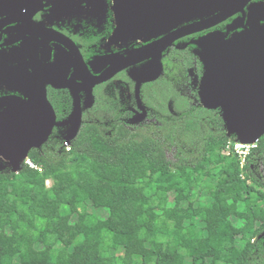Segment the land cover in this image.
<instances>
[{
  "label": "trees",
  "instance_id": "1",
  "mask_svg": "<svg viewBox=\"0 0 264 264\" xmlns=\"http://www.w3.org/2000/svg\"><path fill=\"white\" fill-rule=\"evenodd\" d=\"M149 94L156 121L128 125L120 121L123 105L98 97L68 147L54 129L30 150L33 166L0 172V205L16 202L0 210V264H264V180L252 169L264 162V135L242 166L221 153L236 135L227 134L218 109L192 106L177 81H156ZM92 189L105 216L90 210ZM73 207L67 245L60 221L73 217ZM213 214L210 234L200 223ZM129 218L134 227L125 230ZM12 237L14 256L4 251ZM34 249L45 260L34 261Z\"/></svg>",
  "mask_w": 264,
  "mask_h": 264
},
{
  "label": "flooded vegetation",
  "instance_id": "2",
  "mask_svg": "<svg viewBox=\"0 0 264 264\" xmlns=\"http://www.w3.org/2000/svg\"><path fill=\"white\" fill-rule=\"evenodd\" d=\"M115 2L117 0H0V127L12 112H21L20 104L8 103V100L29 101L40 86L45 87L56 117L52 132L58 129L63 137L70 130V123L64 122L74 119L75 92L80 101L81 122L73 137L98 97L110 100L115 106L117 102L123 105L120 121L128 125L156 121L152 100L149 103L145 100L156 81H177V91L190 99L192 106H202L199 87L205 72L202 59L205 61L206 55L200 42L212 52L218 50L214 40L234 42L239 34L251 29L249 21L264 30V7L250 12L251 4H264V0H252L246 6L244 20L239 13L212 28L180 36L165 48L156 47L153 52L156 54L123 68L121 60L126 55L156 43L165 34L146 36L138 28L129 31L128 26L119 30V23L125 24L128 18L118 13L123 5ZM130 24L138 25V20ZM46 30L55 31V37ZM250 36L247 32V41ZM248 57V49L239 51L236 72L243 70L236 68ZM151 61L153 67L141 78L138 74L132 75L133 68ZM159 68L161 72L154 76ZM69 81L74 87L64 86ZM92 81L103 82L90 89ZM168 107L172 109L171 99ZM41 111L48 117L44 108ZM143 112L144 115H140Z\"/></svg>",
  "mask_w": 264,
  "mask_h": 264
},
{
  "label": "water",
  "instance_id": "3",
  "mask_svg": "<svg viewBox=\"0 0 264 264\" xmlns=\"http://www.w3.org/2000/svg\"><path fill=\"white\" fill-rule=\"evenodd\" d=\"M117 1H120L123 5V10L118 13L123 18L126 16L128 18L125 24L119 23V30L128 26L129 31H133L134 28H138L140 31L139 26L141 27L145 20L139 21L138 18L144 14V16L154 17L157 21V26L150 29V32L156 30L160 21L159 25L164 26L156 34H165L156 43L144 46L126 55L121 60L123 63L121 67L124 68L156 54L153 53L156 47L165 48L180 36L212 28L239 13L242 14L241 18L244 20L247 15L246 6L252 0ZM261 7H264V4L253 3L250 6V12L252 13ZM141 10H143V14L140 13ZM134 19H137L140 25L132 26L130 22ZM249 25L251 29L249 31L246 29L245 33L239 34L234 42H216L214 40V47L218 50H212L213 53L209 51L205 57L207 66L205 70H207V73L205 71L201 91H199L201 97H204L202 104L204 107L209 109L220 107L222 109L221 116L227 134L229 136L236 134V140L244 143L258 141L264 135V30H261L256 22L249 21ZM46 31H49L55 37V31ZM247 32L251 35L249 41L254 44L256 50H249L247 60L243 61L241 67L236 68L243 70L236 72L235 66L240 62L237 60L239 58L237 56L241 50L237 43L243 42L246 44L243 39H247ZM210 46L212 47V44ZM244 70H247V72L244 73ZM160 72L161 68L154 76H157ZM112 74L113 72L105 78ZM100 82L103 81H92L90 89ZM64 86L74 87V83L69 81V84ZM75 95L74 119L80 123V101L77 92H75ZM8 103L20 104L18 110L21 112L19 113L14 109L16 113L12 112L13 115L9 117L8 121L1 124L0 144L3 147L7 146L6 144H11L17 148L22 147V158L20 160L15 161L8 157L15 165L13 171L18 172L22 167L19 164L29 156L30 150L34 148L33 146L37 148L48 140L53 126L56 124V117L43 86L36 88L35 95L29 101L8 100ZM41 108L48 112V117L42 113ZM4 149L9 156L8 150Z\"/></svg>",
  "mask_w": 264,
  "mask_h": 264
},
{
  "label": "rangeland",
  "instance_id": "4",
  "mask_svg": "<svg viewBox=\"0 0 264 264\" xmlns=\"http://www.w3.org/2000/svg\"><path fill=\"white\" fill-rule=\"evenodd\" d=\"M115 3L118 4V3H120V1L119 2L117 1ZM140 13L143 14L144 13L143 10H141ZM136 16L138 17L139 15H136ZM138 19H139V21L145 20L143 25L141 27L139 26V28H140V32H142L141 34H144V35L147 34L146 36L154 35V34L160 32L162 30L163 26H164V25H159V23H160V21H159L158 22V27L156 28V30H153L152 32H150L149 31L150 29H152V28L157 26L156 19L154 17L150 16V15L149 16H144V14H143V16L139 17ZM138 25H140V24L138 23ZM198 40H196V42ZM243 41H245L246 44L243 43V42H238L237 43V45H239L241 49H243L245 51H247V49L248 50H255L254 44L252 42L247 41V39H243ZM200 44L204 48V50L202 51L203 54L208 55L209 51H207V49L204 46V44L201 43V42H200ZM202 61L205 63L204 64L205 67H207L206 66V62L203 59H202ZM152 65H153V63L151 61L150 63H147L143 67H139V68L135 67V68H133L132 75L135 76V74H138L139 78H141V76L144 75L145 71H147L148 69L153 67ZM205 71L207 73V70H205ZM204 75H205V72H204ZM137 82L140 83L141 81H137ZM199 91H201V84H200V87H199ZM203 100H204V97L202 98L201 94H200V102H201V104H203ZM217 109L222 111V109L220 107H218ZM144 112H145V110H144ZM144 112L141 113L140 115H144ZM64 123H70L69 124L70 125L69 132L67 130V132L64 133L65 145L68 147L70 145V143H71L73 135L76 133L77 128L79 127V121L76 120V119L75 120H73V119L70 120L69 119L68 122H64ZM58 125H61V124H58ZM235 135L236 134H233L231 136L233 137ZM22 138H25V137H22ZM253 143L257 144V141L252 142V143H248V144H253ZM6 145L7 146L3 147L2 144H0V172L9 171V170L13 171L15 165L12 164L11 160H15L16 161V160H20L22 158V147L17 148V147L12 146L11 144H6ZM41 146H39L37 148H41ZM33 147H35V146H33ZM4 148H6L8 150V152L10 153L9 156H8V153L6 152V150ZM221 153H223L224 155H231L230 153H228V150L225 149V148L221 150ZM8 157H10L11 160H9ZM170 157H172V156H170ZM28 158L29 157L27 156L25 158V160H23L22 162H26V160ZM21 163L19 164V166L22 165ZM252 169L254 170V172L257 174V176L260 179L264 180V162L262 160H259L257 163H255L252 166ZM66 179L67 180L69 179L67 175H66ZM167 180H168L167 178L166 179L165 178H160L159 179V181H167ZM50 184H51V181L48 180L47 181V185H50ZM160 187L163 188L162 185ZM100 197H101V193H100L99 190H97V189H92L91 190V192H90V200H89V202H90V210L98 213L101 216H105L106 215V210L105 209H103V208H98L97 209L93 205V202L97 201ZM50 199H51V201L53 203H60V202L64 201L63 198H61V197H51ZM169 202H170L169 206H172L173 205L172 194H170ZM15 207H16V202L14 200H6L2 205H0V210L9 211V210L14 209ZM139 211H141V210L139 209ZM73 212H74V214H73V217L71 219H66V220L62 219L60 221L62 229H63L62 234H61V238H62L63 242L66 243L67 245H69L71 243V240H72L71 232L75 229V226H74V221H75V218H76V216H75L76 215L75 214L76 213V208L75 207H73ZM173 214L178 215L176 212H174ZM242 216H244V215L234 216L233 220L235 222H239L240 221L239 217H242ZM262 216H264V211H263ZM182 218L185 220L187 218V216L184 215V216H182ZM218 218H219V215L213 214V215L209 216L208 219L205 222H201L200 225L202 227H204V228H207V232L211 234L212 231L210 230V228L217 224ZM133 227H134V219L129 218V219L124 221L125 230H129V229H131ZM126 240L127 239L122 238V239H118V242L120 244H124L126 242ZM181 242H182V245L185 246V247H190V245H191V242L189 240H187V239H184ZM17 250H18L17 240H16L15 237H12L9 240V242L6 243V245L4 247V251L6 253L14 256V255H16ZM31 257H32V259L34 261H43V260H45V254L40 252L38 249L37 250L34 249L31 252ZM125 262H126V264H130L131 263L129 258H126Z\"/></svg>",
  "mask_w": 264,
  "mask_h": 264
},
{
  "label": "built area",
  "instance_id": "5",
  "mask_svg": "<svg viewBox=\"0 0 264 264\" xmlns=\"http://www.w3.org/2000/svg\"><path fill=\"white\" fill-rule=\"evenodd\" d=\"M256 145L257 144L255 143L248 144L237 140H229L225 146V149L228 150V153L238 156L241 160V165L243 166L248 154L253 148L256 147ZM26 163L30 164L31 166L34 165L30 158L26 160Z\"/></svg>",
  "mask_w": 264,
  "mask_h": 264
}]
</instances>
